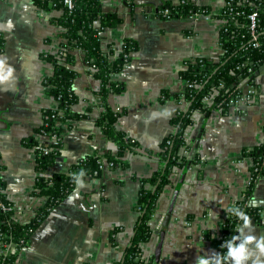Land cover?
I'll return each mask as SVG.
<instances>
[{"label":"crops","instance_id":"crops-1","mask_svg":"<svg viewBox=\"0 0 264 264\" xmlns=\"http://www.w3.org/2000/svg\"><path fill=\"white\" fill-rule=\"evenodd\" d=\"M179 0H100L102 11L114 13L119 22L100 27L99 41L104 54L114 59L125 39L137 45L131 58L112 79L123 90L108 97L113 110L122 111L115 126L137 143L134 152L124 155L125 166H109L102 158L100 171L76 181L73 189L51 209L20 248L14 264H115L122 260L134 234L139 216V180L149 177L160 165V144L173 130L170 120L178 109L186 108V84L179 71L189 61L206 58L217 61L222 54L219 36L220 13L226 0H191L204 6L209 18L180 16L162 18L157 9ZM50 13L38 9L32 0H0V58L7 57L14 79L0 84V167L7 198L21 209L20 222H27L45 198L34 196L35 151L23 144L34 136L44 110L58 105L45 84L53 65L44 56L59 55L63 28L51 22ZM11 21V26L9 25ZM110 50L112 52L110 53ZM77 75L72 87L77 101L74 113L62 132V146L47 174L64 172L76 160L92 154L115 152L95 124L101 111L95 91L99 81L75 52L70 65ZM257 91L251 100L230 106L223 113L213 110L207 117L194 113L185 130L189 149L181 153L196 157L181 182L172 225L166 231L161 264H197V258L211 260L221 245L222 226L234 205L241 200L250 177L249 151L264 144V64L254 73ZM8 90H4V89ZM65 125V124H64ZM186 165L174 168L169 183L156 200L148 220L150 236L140 244L141 257L155 264L162 225L171 199ZM251 200L259 206V218L248 217L241 226L243 241L230 249L243 247L241 264L264 262L257 246L264 236V175L255 182ZM248 237L254 239L249 241Z\"/></svg>","mask_w":264,"mask_h":264},{"label":"trees","instance_id":"trees-1","mask_svg":"<svg viewBox=\"0 0 264 264\" xmlns=\"http://www.w3.org/2000/svg\"><path fill=\"white\" fill-rule=\"evenodd\" d=\"M230 1L231 9L224 12L225 6L219 15V18L227 19L225 29H221L219 36V44L223 50L219 59L214 61L197 58L189 61L179 71V77L186 84L182 95L187 106L183 110L178 109L170 120L173 130L160 144L159 167L149 177L139 180L137 206L140 213L130 244L125 249L122 260L115 264H150L142 259L140 244L150 236L148 220L155 212L158 196L169 183L172 170L183 167L190 160L181 153V148H191L184 132L193 123L194 113L200 110L205 117L213 110L225 113L231 106V97L239 90L240 81L247 78L251 82L254 72L264 64V0H245L243 3H239V0ZM32 2L38 9L48 13L60 10L59 15L50 18L52 23L63 28L60 54L44 56L53 65V72L45 81L47 91L56 99L58 105L55 109L44 110L42 122L34 127L33 133L39 138L28 136L23 140L25 146L33 147L35 151L36 177L32 194L45 198V203L35 210L34 216L27 222L18 220L16 208L4 192L5 184L1 178L0 167V264H14L20 248L30 241L33 232L51 209L73 189L76 183L74 175L83 170L85 175L82 178L94 176L100 171L102 158L111 167L125 166V153L134 152L137 147L134 140L116 128L115 122L122 111L113 110L108 102L110 94L123 90V84L113 80L112 75L118 73L130 60L131 52L136 50L137 45L131 39H125L121 52L114 59H110L100 47V29L95 26L96 21H99L101 28L113 26L119 22V18L114 13L105 14L100 0H72L71 8L64 4V0ZM165 8L169 10L168 16L163 14ZM254 10L257 12L256 47L251 45L253 41L248 20V15ZM198 11L208 13L206 7L195 5L191 0H179L176 5L167 2L157 9L162 18L191 16ZM76 51L82 54L84 63L99 81L95 95L101 111L95 124L115 144L116 150L114 153L107 151L101 155H86L73 162L64 172L47 174L49 166L54 163L61 149L62 132L67 123L83 117L72 110L77 101L72 87L77 72L70 65L75 60ZM212 91H217L212 102L204 103L203 98ZM195 153L192 161L196 157ZM248 155L252 156L253 162L262 160L264 144L258 151H249ZM252 170L251 165L250 173ZM258 175H264V164L261 165ZM254 185L255 182L252 181L245 191L247 203L245 204V200L238 201L224 220L220 250L213 254L208 264H231L226 253L231 245L243 241L242 235L236 230L242 212L247 218H259V206L254 205L251 200Z\"/></svg>","mask_w":264,"mask_h":264},{"label":"built area","instance_id":"built-area-1","mask_svg":"<svg viewBox=\"0 0 264 264\" xmlns=\"http://www.w3.org/2000/svg\"><path fill=\"white\" fill-rule=\"evenodd\" d=\"M245 0H239V3H243ZM64 4L68 7V8H71L72 7V0H64ZM231 1L230 0H226L225 2V10H230L231 7ZM223 7V8H224ZM163 14L168 16L169 14V10L167 8H165L163 10ZM194 16H204L205 18H209L210 15L208 13H201V12H196L195 14H193ZM221 20V24H222V30L225 29V25L227 24V19L226 18H220ZM248 20H249V30H250V34L252 36V46L253 47H256L258 45V42H257V35H256V26H257V12L254 10L252 11L249 15H248ZM221 48V47H220ZM221 51L223 52L222 48H221ZM250 70V69H249ZM255 73V72H254ZM239 87V90L236 91L233 96L231 97L230 99V104L231 106H238L241 104L242 101H248V100H251V98L254 96V94L256 93L257 91V86L255 85V82H254V79L249 82V80L247 78L245 79H242L238 85ZM217 91H212L211 93H209L208 95H206L204 98H203V101L204 103L206 104H210L215 96ZM196 112L198 113H201L202 112L200 110H197ZM184 136H186L185 132H184ZM264 164V157L262 158V160L260 161H252V166H253V170H252V173H250V177H249V180L247 182V185H246V188H245V191L248 189L250 183L252 181L256 182L259 178V170L261 169V165ZM245 191L243 192L242 194V198L240 201L242 200H245L246 197H245ZM248 200H245V204L247 203ZM1 205V204H0ZM2 206V205H1ZM16 208V213L17 215L21 213V209L20 208ZM246 214L244 212H242L239 216V219L241 220L239 223H238V226L236 228L237 232L240 233L241 231V226L243 224V222L246 220ZM245 219V220H244ZM243 220V221H242ZM241 234V233H240ZM221 247V245H220ZM220 247L216 250V252H218L220 250ZM215 252V253H216ZM227 255V254H226Z\"/></svg>","mask_w":264,"mask_h":264},{"label":"clouds","instance_id":"clouds-1","mask_svg":"<svg viewBox=\"0 0 264 264\" xmlns=\"http://www.w3.org/2000/svg\"><path fill=\"white\" fill-rule=\"evenodd\" d=\"M9 25L11 26V21H9ZM7 60V57L0 58V84H6L9 81H12L14 79V71L15 69L12 66H8L5 68V61ZM4 90H8L7 88ZM85 175L84 171L81 170L78 175H74L73 179H75L78 184L83 186V180L81 179ZM253 237H248V240H253ZM262 241H264V236H262ZM257 246L260 248L261 252H264V243L258 242ZM229 255H231L235 261L236 264H241L242 259H245L246 256L244 255V249L243 247L239 249H230ZM197 264H207V261H204L202 258H197ZM253 264H264V262L259 261V259L253 261Z\"/></svg>","mask_w":264,"mask_h":264},{"label":"water","instance_id":"water-1","mask_svg":"<svg viewBox=\"0 0 264 264\" xmlns=\"http://www.w3.org/2000/svg\"><path fill=\"white\" fill-rule=\"evenodd\" d=\"M192 156H193V153L190 155V157H189L190 160L188 161V163L186 164V166L182 172V175L179 179V182L177 184V187H176L175 192L173 194V197L171 199L170 205L168 207V210H167V213H166L163 225H162V229H161V234H160V239H159V243H158V249H157L155 264H161V255H162V248H163V242H164L165 234H166L168 227L170 225H172V213L176 208L179 187H180L181 182H183V180H184V175H185L189 165L192 162Z\"/></svg>","mask_w":264,"mask_h":264}]
</instances>
